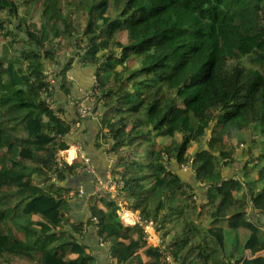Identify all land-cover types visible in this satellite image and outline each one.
Instances as JSON below:
<instances>
[{"label":"trees","instance_id":"trees-1","mask_svg":"<svg viewBox=\"0 0 264 264\" xmlns=\"http://www.w3.org/2000/svg\"><path fill=\"white\" fill-rule=\"evenodd\" d=\"M76 63L93 68L94 117L122 182L116 199L94 183L84 221L70 217L80 190L62 184L86 166L59 155L76 121L48 82L58 67L71 93ZM117 198L139 222L121 221ZM250 201L264 213V0H0V264H96L85 225L111 264H264Z\"/></svg>","mask_w":264,"mask_h":264},{"label":"crops","instance_id":"crops-1","mask_svg":"<svg viewBox=\"0 0 264 264\" xmlns=\"http://www.w3.org/2000/svg\"><path fill=\"white\" fill-rule=\"evenodd\" d=\"M52 66V65H51ZM58 69V67H55ZM54 69V71H55ZM51 70V68H49ZM55 75V73L53 74ZM68 78L72 83L71 93H65L60 86V78L53 76L52 78V90L53 98H55V109L60 110V114L70 122L76 121L70 134L66 136V141L69 145V149L62 151L67 160H81L84 158L89 160L91 171L81 170L78 174L70 175L66 178L63 186L70 187L73 190H80V194L70 196V217L75 221L87 220L90 215L88 196L91 193L94 183L96 184L93 189H97L101 182H107L112 177L111 169L114 162V154L109 150V142L103 141L99 131L100 124L98 118L94 116L81 117L78 120V102L84 93H88L94 84V71L91 66L82 65L76 63L67 73ZM94 102L90 98L86 100V103ZM57 112V113H58ZM75 149V155L68 154L70 149ZM71 157V158H70ZM174 169L178 170L182 177L190 182H194V175L189 169L183 171L178 169V165L174 164ZM234 170L227 167L225 174L228 176L233 175ZM235 187V184L232 187ZM234 189V188H232ZM84 193V194H83ZM106 194L105 192H103ZM204 196V193H202ZM111 197L116 199V196ZM205 198V196L203 197ZM118 205L124 199L117 198ZM253 211V210H250ZM253 211L252 219L256 220V217L264 222V213L257 209ZM134 212V213H133ZM124 213L129 216L133 224H135V213L139 214V211H132L125 206ZM125 215V216H126ZM121 218V217H120ZM124 217L121 218L123 219ZM140 218V215H139ZM128 223V222H126ZM153 226V225H152ZM264 229V226H261ZM153 231V232H152ZM147 243L152 245H158L160 237L158 236L155 227H151L147 230ZM82 242L92 247V252L96 257V264H111L110 258V245L99 239L97 231L94 227L88 225L84 226V233L82 236ZM247 252V251H246ZM246 256V253H245Z\"/></svg>","mask_w":264,"mask_h":264},{"label":"built area","instance_id":"built-area-1","mask_svg":"<svg viewBox=\"0 0 264 264\" xmlns=\"http://www.w3.org/2000/svg\"><path fill=\"white\" fill-rule=\"evenodd\" d=\"M50 71H52V75H48V82L50 83L49 89L52 90V78H53L52 76L55 73V71L52 69ZM89 98L92 100L90 92L84 93V95L81 97V99L79 101H77L78 102V112L81 115V117H83V116H95L96 115V109L94 106V102L91 101L90 103H86V100H88ZM48 102H49V100H48ZM51 106H53V104H51ZM64 158H65V160H63L62 158H61V160L67 162L70 165L71 163L67 160V158L65 156H64ZM83 162L86 166L85 170L91 171V167L89 165V160L87 158H84ZM121 183L122 182L119 181L118 179H113V177H111L109 181L101 182L100 185L97 187V190L103 188L106 191L110 192L109 190L112 189L111 187H114L115 190H118V187L121 185ZM70 195H72V192L70 193ZM119 206H120V208H122V205H119ZM118 212H119V210H118ZM139 221H140V218L135 219V223L139 222ZM122 222L126 225L128 224V223H125L123 220H122ZM149 224L153 225L152 222H149L147 225H149ZM262 253H264V250L262 251ZM167 260H168V262L172 261L171 257H169V256L167 257Z\"/></svg>","mask_w":264,"mask_h":264},{"label":"rangeland","instance_id":"rangeland-1","mask_svg":"<svg viewBox=\"0 0 264 264\" xmlns=\"http://www.w3.org/2000/svg\"><path fill=\"white\" fill-rule=\"evenodd\" d=\"M3 69H4V67H1V71H3ZM48 75H52V71H48ZM54 76V75H53ZM13 112H15L14 110H13ZM83 117H87V116H83ZM202 130V129H201ZM203 131V130H202ZM208 131H210V129L208 130ZM207 130L204 132V135H206L207 137H208V132ZM9 144H13V145H16V143L15 142H11V140H9L8 139V141H7ZM8 143H6V145H8ZM15 147V146H14ZM16 148V147H15ZM69 153H74V155H75V149L74 148H72V149H70L69 151H68V154ZM59 155L61 156V158L63 159V160H65V158H64V154H63V152L62 151H59ZM71 155V154H70ZM71 158V157H70ZM68 161H71V160H68ZM250 173L247 175V178L248 179H250ZM112 189L111 190H109L110 192H111V194L112 195H114V196H116V195H118V194H120L119 193V191L118 190H115L114 189V187H111ZM232 188H235L234 186L232 187ZM121 199H123V198H121ZM250 203H251V205H252V209H253V211L254 210H256V214H257V212H259V211H257V209L258 208H256L255 207V205L256 204H252V201H250ZM120 205H122V208H120L119 209V212H118V214H119V216L120 217H124L125 215H126V213H124V210H125V206H126V202H125V200L124 201H122V202H120ZM251 210V208H249V211ZM259 210V209H258ZM253 211H250V213L251 214H253ZM134 213V212H133ZM137 215V217L135 218V219H139V214L137 213H135V216ZM126 222H128V224H133L134 223V221H126L125 220V223ZM137 223V222H136ZM151 227H153L151 224H149V225H147L146 226V231L149 229V228H151ZM153 232V231H152ZM147 237H148V235H147ZM160 242H161V239H160ZM160 242H158V244H160ZM148 244H150V243H148ZM246 255L248 256V252H246ZM263 255H264V253H263ZM4 260L8 263V264H29L30 262H29V260L27 259V258H25V257H20V256H17V255H11V256H6V257H4ZM164 262H165V264H177L173 259H172V261H170V262H168V260H167V258H165V260H164Z\"/></svg>","mask_w":264,"mask_h":264},{"label":"bare ground","instance_id":"bare-ground-1","mask_svg":"<svg viewBox=\"0 0 264 264\" xmlns=\"http://www.w3.org/2000/svg\"><path fill=\"white\" fill-rule=\"evenodd\" d=\"M124 220H126V221H132V219L129 217V216H124V218H123Z\"/></svg>","mask_w":264,"mask_h":264},{"label":"water","instance_id":"water-1","mask_svg":"<svg viewBox=\"0 0 264 264\" xmlns=\"http://www.w3.org/2000/svg\"><path fill=\"white\" fill-rule=\"evenodd\" d=\"M248 252V258H250L251 257V251H247Z\"/></svg>","mask_w":264,"mask_h":264},{"label":"clouds","instance_id":"clouds-1","mask_svg":"<svg viewBox=\"0 0 264 264\" xmlns=\"http://www.w3.org/2000/svg\"><path fill=\"white\" fill-rule=\"evenodd\" d=\"M74 161H75V160H74ZM74 161H73V162H74ZM73 162H72V163H73ZM250 204H251V203H250ZM119 207H120V206H119ZM250 208H251V210H253V209H252V205H250ZM118 215H119V214H118ZM121 221H122V220H121ZM127 225H128V224H127ZM247 251H249V250H247ZM246 257H247V255H246Z\"/></svg>","mask_w":264,"mask_h":264}]
</instances>
